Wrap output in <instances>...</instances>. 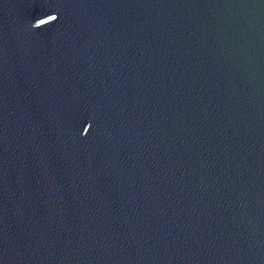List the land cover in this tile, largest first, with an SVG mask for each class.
Here are the masks:
<instances>
[{"label": "water", "instance_id": "obj_1", "mask_svg": "<svg viewBox=\"0 0 264 264\" xmlns=\"http://www.w3.org/2000/svg\"><path fill=\"white\" fill-rule=\"evenodd\" d=\"M0 264H264V0H0Z\"/></svg>", "mask_w": 264, "mask_h": 264}, {"label": "clouds", "instance_id": "obj_2", "mask_svg": "<svg viewBox=\"0 0 264 264\" xmlns=\"http://www.w3.org/2000/svg\"><path fill=\"white\" fill-rule=\"evenodd\" d=\"M58 19L57 15H47L46 18L37 19L31 24L33 30L39 29L41 27L48 26L50 23L55 22Z\"/></svg>", "mask_w": 264, "mask_h": 264}]
</instances>
